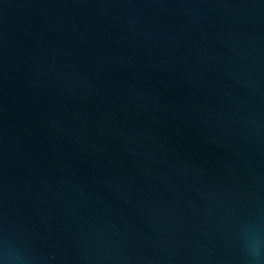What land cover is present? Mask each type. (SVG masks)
<instances>
[{
  "label": "water",
  "instance_id": "obj_1",
  "mask_svg": "<svg viewBox=\"0 0 264 264\" xmlns=\"http://www.w3.org/2000/svg\"><path fill=\"white\" fill-rule=\"evenodd\" d=\"M0 264H264V0H0Z\"/></svg>",
  "mask_w": 264,
  "mask_h": 264
}]
</instances>
